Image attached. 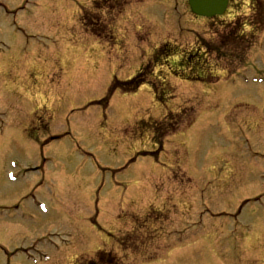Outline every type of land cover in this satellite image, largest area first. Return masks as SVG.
Segmentation results:
<instances>
[{
	"label": "rangeland",
	"instance_id": "374dc122",
	"mask_svg": "<svg viewBox=\"0 0 264 264\" xmlns=\"http://www.w3.org/2000/svg\"><path fill=\"white\" fill-rule=\"evenodd\" d=\"M92 1L0 0V264H264V0Z\"/></svg>",
	"mask_w": 264,
	"mask_h": 264
},
{
	"label": "trees",
	"instance_id": "16d2710c",
	"mask_svg": "<svg viewBox=\"0 0 264 264\" xmlns=\"http://www.w3.org/2000/svg\"><path fill=\"white\" fill-rule=\"evenodd\" d=\"M131 1L130 0H94L92 3V8L94 10H103L107 12H111V10H117V13H121L126 5H128ZM89 16V14H88ZM168 48V44H164L161 47H159L156 52H154V57L152 62H154V59H156L158 56L162 57L166 55ZM200 52V51H199ZM198 51H195L193 54H190L189 58H187V64L190 68H195L194 65L197 66L198 70H200V66L197 64L198 58H195L194 56L199 55ZM215 76L213 74H210L209 76H202L198 75L197 77L194 75L189 76V81L192 82H202V83H213L214 81L209 78H214ZM150 83L151 81L149 78L146 77V74L144 70H141L139 73H137L132 79L125 81V82H119L115 81L113 85V89H121L124 93H132L135 92L142 86L143 84ZM153 85V84H152ZM155 96H158V94L155 91ZM75 264H116L115 256L109 251L106 250H98L95 252V254L90 258L81 257L78 258L75 262Z\"/></svg>",
	"mask_w": 264,
	"mask_h": 264
},
{
	"label": "water",
	"instance_id": "95a60500",
	"mask_svg": "<svg viewBox=\"0 0 264 264\" xmlns=\"http://www.w3.org/2000/svg\"><path fill=\"white\" fill-rule=\"evenodd\" d=\"M192 12L199 16L212 17L225 12L228 0H188Z\"/></svg>",
	"mask_w": 264,
	"mask_h": 264
},
{
	"label": "bare ground",
	"instance_id": "6f19581e",
	"mask_svg": "<svg viewBox=\"0 0 264 264\" xmlns=\"http://www.w3.org/2000/svg\"><path fill=\"white\" fill-rule=\"evenodd\" d=\"M64 55H65L64 61L67 64V68H63L65 70V72L63 73V77L65 80L74 79L76 77V70L78 72L80 71V66L78 65V63H80V60L77 58V56L70 53L68 57L67 54ZM84 61H86V59H84Z\"/></svg>",
	"mask_w": 264,
	"mask_h": 264
}]
</instances>
